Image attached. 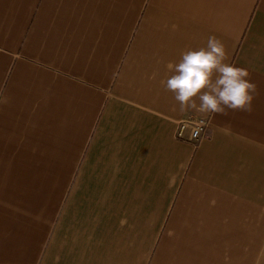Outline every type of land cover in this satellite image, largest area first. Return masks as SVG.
Here are the masks:
<instances>
[{"label": "crops", "instance_id": "crops-1", "mask_svg": "<svg viewBox=\"0 0 264 264\" xmlns=\"http://www.w3.org/2000/svg\"><path fill=\"white\" fill-rule=\"evenodd\" d=\"M209 36L250 112L166 90ZM0 264H264V0H0Z\"/></svg>", "mask_w": 264, "mask_h": 264}, {"label": "clouds", "instance_id": "clouds-1", "mask_svg": "<svg viewBox=\"0 0 264 264\" xmlns=\"http://www.w3.org/2000/svg\"><path fill=\"white\" fill-rule=\"evenodd\" d=\"M164 82L181 111L227 115L228 111L252 110L258 95L257 84L246 68L229 62L225 44L209 36L206 46L188 49Z\"/></svg>", "mask_w": 264, "mask_h": 264}, {"label": "built area", "instance_id": "built-area-1", "mask_svg": "<svg viewBox=\"0 0 264 264\" xmlns=\"http://www.w3.org/2000/svg\"><path fill=\"white\" fill-rule=\"evenodd\" d=\"M209 120L206 118L182 119L178 122L175 137L189 143H197L206 134Z\"/></svg>", "mask_w": 264, "mask_h": 264}]
</instances>
